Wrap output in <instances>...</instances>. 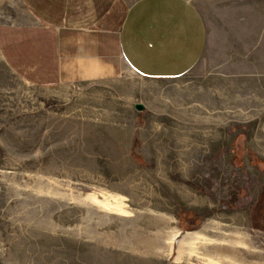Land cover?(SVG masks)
<instances>
[{
	"label": "rangeland",
	"instance_id": "1",
	"mask_svg": "<svg viewBox=\"0 0 264 264\" xmlns=\"http://www.w3.org/2000/svg\"><path fill=\"white\" fill-rule=\"evenodd\" d=\"M122 71L66 95L0 56V264H264V162L223 158L198 70Z\"/></svg>",
	"mask_w": 264,
	"mask_h": 264
},
{
	"label": "crops",
	"instance_id": "2",
	"mask_svg": "<svg viewBox=\"0 0 264 264\" xmlns=\"http://www.w3.org/2000/svg\"><path fill=\"white\" fill-rule=\"evenodd\" d=\"M203 2L5 0L0 56L32 86L66 95L115 83L124 68L151 81L198 70L204 122L231 138L223 158L263 163L264 0Z\"/></svg>",
	"mask_w": 264,
	"mask_h": 264
},
{
	"label": "water",
	"instance_id": "3",
	"mask_svg": "<svg viewBox=\"0 0 264 264\" xmlns=\"http://www.w3.org/2000/svg\"><path fill=\"white\" fill-rule=\"evenodd\" d=\"M135 109L141 111V110H143V107L141 105H136Z\"/></svg>",
	"mask_w": 264,
	"mask_h": 264
},
{
	"label": "trees",
	"instance_id": "4",
	"mask_svg": "<svg viewBox=\"0 0 264 264\" xmlns=\"http://www.w3.org/2000/svg\"><path fill=\"white\" fill-rule=\"evenodd\" d=\"M237 195L234 193L231 197H232V202H235L236 201V199H237V197H236Z\"/></svg>",
	"mask_w": 264,
	"mask_h": 264
},
{
	"label": "bare ground",
	"instance_id": "5",
	"mask_svg": "<svg viewBox=\"0 0 264 264\" xmlns=\"http://www.w3.org/2000/svg\"><path fill=\"white\" fill-rule=\"evenodd\" d=\"M205 259V258H204Z\"/></svg>",
	"mask_w": 264,
	"mask_h": 264
}]
</instances>
